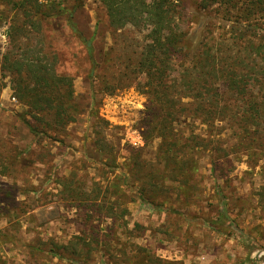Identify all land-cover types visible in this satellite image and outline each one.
Segmentation results:
<instances>
[{
	"label": "rangeland",
	"instance_id": "obj_1",
	"mask_svg": "<svg viewBox=\"0 0 264 264\" xmlns=\"http://www.w3.org/2000/svg\"><path fill=\"white\" fill-rule=\"evenodd\" d=\"M184 5L197 22L196 40L208 29L218 39L230 35V24L197 13L194 1ZM74 20L78 33L60 15L44 22V40L32 41L42 54H55L56 71L73 82L80 113L61 129L50 125V115L46 122L33 118L2 70L10 41L9 18L0 13V264H264V151L247 139L237 143L228 122L218 124L212 137L220 141L210 146H237L214 154L200 147L193 188L180 194L151 169L160 138L150 133L155 115L140 90L144 75L129 86L123 76L148 28H111L99 0H83ZM261 28L263 34L264 22ZM177 127L191 139L208 136L198 121L182 119ZM133 148L142 150V181L129 178L115 190L113 169L128 172ZM95 197L106 206L117 201V215L100 213Z\"/></svg>",
	"mask_w": 264,
	"mask_h": 264
},
{
	"label": "trees",
	"instance_id": "obj_2",
	"mask_svg": "<svg viewBox=\"0 0 264 264\" xmlns=\"http://www.w3.org/2000/svg\"><path fill=\"white\" fill-rule=\"evenodd\" d=\"M99 1L106 9L111 28H148V40L136 54L134 67L130 69L132 61L128 63L123 76L130 79L125 84L129 86L144 75L140 90L148 99V110L155 115L149 125L150 133L160 138L157 161L151 166L157 175L176 183L180 194L190 193L192 174L198 169L194 156L200 147L214 154L247 139V144H257L264 151V33L257 31L264 22V0H191L196 2L197 13L214 14L216 19L231 25L228 36L219 35L218 39L208 29L198 40L193 27L197 22L189 20L186 0ZM0 5V13L9 18L10 41L2 57V70L13 77L15 94L29 107L33 118L46 122L44 116L50 115V125L65 128L80 113L74 103L73 82L56 71V55L35 50L32 41L44 40V22L60 15L66 16L70 28L78 33L74 14L83 0H0ZM90 58L96 67L99 63L93 53ZM182 119L205 125L207 138L185 137L177 127ZM224 122L237 130V143L210 146L220 141L212 135ZM26 123L35 135L41 132L29 121ZM132 151L128 172L117 173L113 169L110 183L115 190H121L129 178L136 183L142 181V150ZM212 162L215 168L218 163ZM148 183L154 187L157 180ZM97 199L92 201L100 213L107 210L111 217L117 215V201H113L114 206H106V200L96 202Z\"/></svg>",
	"mask_w": 264,
	"mask_h": 264
},
{
	"label": "built area",
	"instance_id": "obj_3",
	"mask_svg": "<svg viewBox=\"0 0 264 264\" xmlns=\"http://www.w3.org/2000/svg\"><path fill=\"white\" fill-rule=\"evenodd\" d=\"M96 264H119V263L110 261L108 259H104V260L98 261Z\"/></svg>",
	"mask_w": 264,
	"mask_h": 264
}]
</instances>
